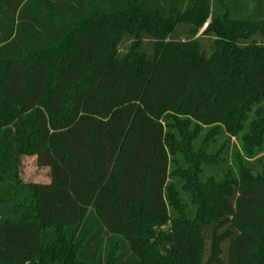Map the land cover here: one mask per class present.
<instances>
[{"label":"trees","instance_id":"obj_1","mask_svg":"<svg viewBox=\"0 0 264 264\" xmlns=\"http://www.w3.org/2000/svg\"><path fill=\"white\" fill-rule=\"evenodd\" d=\"M0 264H264V0H0Z\"/></svg>","mask_w":264,"mask_h":264},{"label":"rangeland","instance_id":"obj_2","mask_svg":"<svg viewBox=\"0 0 264 264\" xmlns=\"http://www.w3.org/2000/svg\"><path fill=\"white\" fill-rule=\"evenodd\" d=\"M21 177L28 183H47L50 181V170L38 166L36 157L25 156L22 158Z\"/></svg>","mask_w":264,"mask_h":264}]
</instances>
